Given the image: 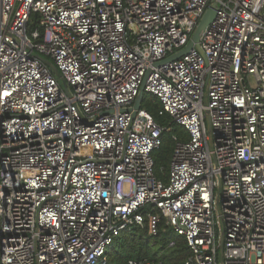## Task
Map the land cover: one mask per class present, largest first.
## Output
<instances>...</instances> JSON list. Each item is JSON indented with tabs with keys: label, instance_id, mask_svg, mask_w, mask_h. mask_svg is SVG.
<instances>
[{
	"label": "built area",
	"instance_id": "obj_1",
	"mask_svg": "<svg viewBox=\"0 0 264 264\" xmlns=\"http://www.w3.org/2000/svg\"><path fill=\"white\" fill-rule=\"evenodd\" d=\"M211 1L0 0V264H107L144 215L186 263L264 264V0H218L160 63ZM141 88L188 134L167 182Z\"/></svg>",
	"mask_w": 264,
	"mask_h": 264
},
{
	"label": "trees",
	"instance_id": "obj_2",
	"mask_svg": "<svg viewBox=\"0 0 264 264\" xmlns=\"http://www.w3.org/2000/svg\"><path fill=\"white\" fill-rule=\"evenodd\" d=\"M35 18V16H34ZM141 107L163 127L161 142L151 152L153 159L154 175L163 182L168 181L171 154L177 141L187 139L185 128L176 123L166 112L160 113L161 103L155 97L145 93ZM160 227L163 228L157 235L149 234L147 218L144 215L142 226H134L123 231L108 248L107 264H197L188 262L191 252L184 238L176 235L173 230L164 224L161 219ZM175 239V245L167 246L169 239Z\"/></svg>",
	"mask_w": 264,
	"mask_h": 264
},
{
	"label": "water",
	"instance_id": "obj_3",
	"mask_svg": "<svg viewBox=\"0 0 264 264\" xmlns=\"http://www.w3.org/2000/svg\"><path fill=\"white\" fill-rule=\"evenodd\" d=\"M218 7H219L218 6V0L211 1L208 4V6L206 7V9L204 10L200 19L198 20L194 30L192 31V33L190 35V39L187 42V44L183 48L178 50L177 52H175V53L167 56L166 58H164L160 63H165V62H169V61L178 59L180 56L186 54L192 48H195V49L200 51V48H199L200 33L213 20ZM39 58L41 60H43V62L52 70V72L55 75L58 74V70H57L56 66L52 63V61H50L49 59L43 58L41 56H39ZM144 95H145V92H144L143 88H141L140 92L138 93V95L135 98V101L133 103V109L134 110H137L141 107Z\"/></svg>",
	"mask_w": 264,
	"mask_h": 264
}]
</instances>
